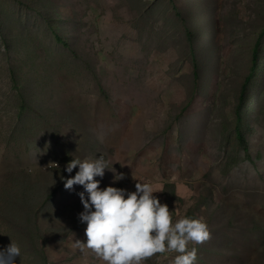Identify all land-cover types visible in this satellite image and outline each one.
Returning a JSON list of instances; mask_svg holds the SVG:
<instances>
[{
	"label": "rangeland",
	"instance_id": "374dc122",
	"mask_svg": "<svg viewBox=\"0 0 264 264\" xmlns=\"http://www.w3.org/2000/svg\"><path fill=\"white\" fill-rule=\"evenodd\" d=\"M100 156L124 174L105 169L102 189L150 183L173 222L208 225L195 264H264V0H0V249L18 244L15 264H104L75 247L84 189L61 179Z\"/></svg>",
	"mask_w": 264,
	"mask_h": 264
},
{
	"label": "clouds",
	"instance_id": "9594fccd",
	"mask_svg": "<svg viewBox=\"0 0 264 264\" xmlns=\"http://www.w3.org/2000/svg\"><path fill=\"white\" fill-rule=\"evenodd\" d=\"M77 168L74 176L61 179L66 190H72L74 185L84 189L77 195L83 205L78 218L86 224V242L76 240L78 250L92 252L104 264H145L165 253H176L173 264H195L197 248L189 249L188 245L211 239L205 222L190 217L173 222L168 206L154 195L159 191H154L150 183L137 182L135 191L112 186L102 189L95 178H102L105 169H109L103 156L72 159L64 171L71 174ZM109 170L115 180L124 179V174H116L112 166ZM20 254V246L10 242L0 249V264H15Z\"/></svg>",
	"mask_w": 264,
	"mask_h": 264
},
{
	"label": "trees",
	"instance_id": "16d2710c",
	"mask_svg": "<svg viewBox=\"0 0 264 264\" xmlns=\"http://www.w3.org/2000/svg\"><path fill=\"white\" fill-rule=\"evenodd\" d=\"M259 41H257V44L255 45V48H254V51H253V58L256 59V56H257V52L259 51ZM195 77L197 78L198 77V72H197V66L195 65ZM250 80V79H249ZM247 85H248V82L245 83L244 85V88L242 89V92L240 93V96H239V104L237 106V118H238V125H237V135H238V138L243 142L245 143V138H244V133L242 132V128H241V125H242V112H243V108L245 107V100H246V89H247ZM246 144V143H245ZM245 150L248 151V147L245 146Z\"/></svg>",
	"mask_w": 264,
	"mask_h": 264
}]
</instances>
